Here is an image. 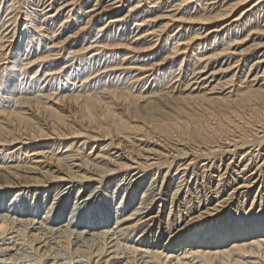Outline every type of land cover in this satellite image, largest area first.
<instances>
[{
    "label": "bare ground",
    "instance_id": "obj_1",
    "mask_svg": "<svg viewBox=\"0 0 264 264\" xmlns=\"http://www.w3.org/2000/svg\"><path fill=\"white\" fill-rule=\"evenodd\" d=\"M0 264H264V0H0Z\"/></svg>",
    "mask_w": 264,
    "mask_h": 264
},
{
    "label": "rangeland",
    "instance_id": "obj_2",
    "mask_svg": "<svg viewBox=\"0 0 264 264\" xmlns=\"http://www.w3.org/2000/svg\"><path fill=\"white\" fill-rule=\"evenodd\" d=\"M105 184V183H104ZM98 185V187H99V191L101 192V193H98V196L94 199L95 201H97V200H100L101 201V199H102V197H103V195L104 196H109L108 194H106V187H107V185ZM106 186V187H105ZM103 187H104V189H103ZM85 190V187H83L82 188V190H81V192H83ZM87 192H88V194H87ZM75 195V194H74ZM84 195H89V190H86V194H84ZM45 196H47V199L48 200H50V204H52L53 203V201H54V211L53 212H55L56 211V208H58V206L60 207L61 205H62V203H61V201H59V200H54V194H52L51 195V193L49 194V193H46V195ZM94 197V194L92 195V197H90L91 199ZM99 197V198H98ZM52 198H53V200H52ZM59 198V197H58ZM89 198V197H88ZM88 198H86V199H88ZM72 200V201H71ZM71 200H70V205H69V203H68V205L66 206V210H67V212H66V214H68L70 211H72V212H74V216H76L77 218H82L83 216L85 217L86 216V212H87V210L88 211H92V208H90V207H87L88 206V203L85 205V203L84 204H81L82 202H83V200L80 202V203H78V204H76V201H74V199H73V197L71 198ZM26 201V200H25ZM25 201H24V206L23 207H21V208H19V207H17L16 209L15 208H12V209H10V211H11V214L10 215H12L13 217H18L17 215V213H19V214H24V211H25V209L26 208H32L34 205H36L38 202L37 201H35V199L34 198H29L28 199V201L25 203ZM30 201V202H29ZM32 202V203H31ZM34 202H35V204H34ZM60 203V204H59ZM72 203V204H71ZM103 202H100V206H99V209H101L102 208V206H103V204H102ZM3 204H5V203H3ZM31 204V205H30ZM102 204V205H101ZM29 206H31V207H29ZM26 207V208H25ZM78 207V208H77ZM75 208V209H74ZM88 208H90V210L88 209ZM24 209V210H23ZM87 209V210H86ZM86 210V211H85ZM14 211H16V212H14ZM84 211H85V213H84ZM38 212H40V211H38ZM16 215H15V214ZM76 214V215H75ZM40 215V214H39ZM69 216V215H68ZM76 218V219H77ZM86 220H90L89 218L88 219H86ZM90 221H88V224L87 225H90V223H89ZM93 223V222H92ZM73 231V230H72ZM85 231H87V230H85ZM84 232V230L83 229H80V230H78L77 232L75 231V233L74 234H76V233H78V235H80L81 233H83ZM84 236V235H83ZM75 237V235L73 236V244L75 245V243L77 242V240L74 238ZM78 246H86V243H83V242H80V243H78Z\"/></svg>",
    "mask_w": 264,
    "mask_h": 264
}]
</instances>
